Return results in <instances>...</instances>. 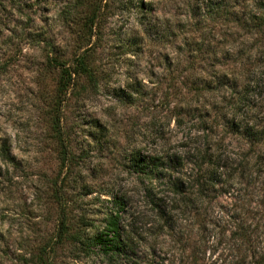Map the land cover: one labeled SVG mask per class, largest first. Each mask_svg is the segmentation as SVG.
<instances>
[{
    "label": "rangeland",
    "instance_id": "1",
    "mask_svg": "<svg viewBox=\"0 0 264 264\" xmlns=\"http://www.w3.org/2000/svg\"><path fill=\"white\" fill-rule=\"evenodd\" d=\"M259 1L0 0V264H110L94 240L114 196L133 239L116 264H234L240 224V258L264 264V141L230 129L264 132V34L248 25ZM80 56L90 76L64 93L55 60ZM201 151L221 167L197 205L206 230L162 232L169 181L193 183ZM132 155L157 158L160 174Z\"/></svg>",
    "mask_w": 264,
    "mask_h": 264
},
{
    "label": "trees",
    "instance_id": "2",
    "mask_svg": "<svg viewBox=\"0 0 264 264\" xmlns=\"http://www.w3.org/2000/svg\"><path fill=\"white\" fill-rule=\"evenodd\" d=\"M257 10L258 14H255L250 18V22H248V25L249 28L255 29L260 34H264V0H260L258 2ZM216 11L218 12L217 14L221 15L220 9L216 8ZM97 18L98 13H94L93 16L86 20L84 28L92 31L95 28ZM55 62L57 64V67L61 69L60 87L64 93L68 92V90L75 84L77 77L90 76V68L84 56H80L75 60L73 68L68 67L65 62H58V60H55ZM235 128H237L238 132L242 131L247 136L246 139H248L249 141L253 142L257 139H259V141H264L263 131L259 132L248 128H244L243 130H241V127H238L235 124H232L230 129L236 130ZM55 129L58 143L62 145L63 149V168L67 169L69 167L70 169V166L72 165V158L69 156L70 153L66 148L64 132L60 123V117H58L57 119ZM210 151H201L202 155L200 159L202 161L198 168L200 174L196 178H194L193 183L183 182L179 179L169 181V184L175 193V198L173 201H171V205L174 208L169 209V205L164 204L157 208L158 213L156 217L158 219L159 225H161L162 227V232L168 231L167 234H169L173 228L176 229L177 224L178 226H180L182 222H193L195 220H197V222L199 223L198 225H200V228L203 229V231L206 230L202 226V222L205 220H200L202 218L200 217L201 213L197 205L201 198L215 192L216 187H218L219 183H221L219 182L221 176V167L218 162L219 160L216 161L215 157L211 154ZM131 161L132 167L137 169L140 173L145 174L144 171L148 169L150 171V174H154L155 176L160 174L159 169L161 167V164H159V160L157 158L146 159L140 157L139 155H132ZM244 165L247 168H251L253 166L256 169V167H258L260 164H253V162L249 160L245 161ZM242 167L245 168L244 166H241V168ZM111 203L116 205L115 209H110V212L105 221V227L98 234V236H96L94 242L96 246L101 247L102 253H104L105 256L109 257L110 264H116V259L123 257L126 251L131 248L133 239L128 234L124 236L123 230L120 226L122 213L121 211L125 206L124 199H118L116 198V196H114ZM243 227L244 226L240 224L238 237L234 239V241H237L236 246L234 244L232 248L234 253L232 257L236 259L234 264H244L243 259L240 258V251L242 249L245 250V246L249 245V243L251 242V240L249 239L250 237ZM180 233L182 234L181 229ZM184 234L185 232H183V236ZM68 235L69 231H67V226L66 224H63V227L59 234L60 240L67 239ZM72 237L76 236L73 235ZM207 237L208 239H211V235ZM203 239L207 238L203 237ZM71 242L76 243L75 240ZM146 264H156V262L155 260H152L151 263Z\"/></svg>",
    "mask_w": 264,
    "mask_h": 264
}]
</instances>
